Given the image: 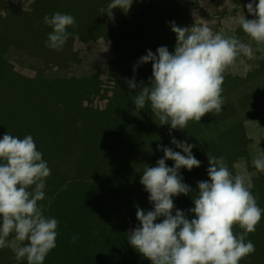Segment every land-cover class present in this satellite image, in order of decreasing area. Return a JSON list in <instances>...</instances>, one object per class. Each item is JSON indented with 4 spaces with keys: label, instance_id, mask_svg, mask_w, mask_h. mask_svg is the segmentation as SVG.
Wrapping results in <instances>:
<instances>
[{
    "label": "rangeland",
    "instance_id": "1",
    "mask_svg": "<svg viewBox=\"0 0 264 264\" xmlns=\"http://www.w3.org/2000/svg\"><path fill=\"white\" fill-rule=\"evenodd\" d=\"M158 1L134 0L131 8L125 12L119 8L109 9L110 0H40L39 3L38 0H0V43L6 44V50L2 47L5 51L4 59L11 70L19 75L28 79L36 77L37 68L42 67L40 57L37 53H29L16 42L22 37L31 38L39 44L46 42L52 30L47 31L48 26L35 17L34 23H31L29 14L21 16L20 12L31 11L37 4L36 13L42 16H51L55 12L72 15L76 21L75 27H81L79 32L89 39L86 41L77 37L72 44L69 43L68 48L77 52V62L67 68L55 67V76L61 79L87 77L104 69L109 61L116 58L117 50L123 52V49L127 57L122 64L119 61L114 66L126 74L127 71L132 72V69L134 72V68L138 72L139 58L146 55V51L142 52L136 45L148 37L161 36L169 23L168 8L165 3L161 7L162 1ZM187 1L191 4L187 13L191 28L206 24L213 34L234 36L241 42L249 43V37L240 28L236 17L245 15L248 19L254 18L247 11V5L252 0ZM108 26H116L115 33ZM109 33L113 34L111 37L116 41V46L111 38H106ZM251 47V58L241 55L224 69L223 74L247 78L242 82L224 76L222 110L205 114L200 122L190 121L184 130H170L168 125H161L147 103L148 115L145 119L110 117L118 107L117 103L134 105L133 97L129 93L126 99L122 96L125 92L123 87L111 90L102 84V78L99 77H96L98 83L94 79L72 90L60 87L48 91L40 87L33 90L27 88L18 103L13 104L14 91L12 87L7 91L5 72L0 69V138L6 133L19 138L31 135L51 171L60 166L61 158L65 159L62 161L65 165L69 163L61 171H67L68 168L72 170L75 165L82 171H108L121 187L120 201L114 203V208L121 211L123 206L131 207L136 213L138 207L145 212L152 210L149 194L140 183L142 173L147 166H157V161L163 158L161 146L181 151L171 143L174 137L194 145L193 155L200 161V167L191 171L181 169L183 181L192 192L187 196L173 197V214L179 209L189 219L193 218L188 210L195 206L193 199L198 195V182L209 179L208 155L222 157L233 175H241L250 180L257 205L264 209V172H258L252 164L259 150H264V44L252 42ZM135 56L137 61L132 59ZM150 65L145 64V67ZM52 107L50 118L43 119V112H49ZM106 113L111 114L106 117ZM28 114H33L30 119ZM242 120L246 122L245 125ZM244 133L251 139L248 148L244 143ZM237 155L241 158L234 163ZM166 165L172 167L174 162L167 160ZM70 173L67 171L66 175H62L57 188L63 185V181L69 180ZM47 187L42 202L46 217L45 201L50 197ZM135 213L127 212V220L131 221L135 217L134 224L138 227ZM233 231L237 233L241 230L234 226ZM255 237L264 245V216L256 230L247 237L254 246ZM259 254L255 251L242 260L245 264H258ZM16 262L10 249L0 250V264Z\"/></svg>",
    "mask_w": 264,
    "mask_h": 264
},
{
    "label": "clouds",
    "instance_id": "2",
    "mask_svg": "<svg viewBox=\"0 0 264 264\" xmlns=\"http://www.w3.org/2000/svg\"><path fill=\"white\" fill-rule=\"evenodd\" d=\"M133 2L110 0L108 8L128 11ZM247 11L253 19L243 15L236 20L249 43L213 34L206 24L188 29L172 22L177 39L174 52L161 46L155 54L148 50L138 61L139 65L151 63L152 77L149 86L143 81L139 84L133 99L136 110L147 103L153 116L170 130H184L190 121L200 122L205 114L219 113L224 69L241 55L251 58L252 42L264 44V0H252ZM43 22L52 29L46 47L57 51L69 39L68 29L76 25L72 15L61 12L45 15ZM127 83L131 90L138 88L135 77ZM171 143L181 151L161 146L163 158L142 173L140 183L149 194L152 210L137 208L139 226L128 234V243L151 264H240L255 252L247 237L264 216L251 191V181L233 175L222 157L208 155L209 179L198 182L195 206L188 210L193 218L179 209L173 214V197L192 192L181 169L199 168L200 161L193 155L194 145L174 137ZM167 160L174 165L167 166ZM252 164L264 172V150H259ZM50 174L31 135L19 138L6 133L0 138V250L10 249L17 264L24 259L27 264H44L56 247L59 222L46 217L40 203L45 200ZM234 226L241 231L234 233ZM76 240L73 236L72 243Z\"/></svg>",
    "mask_w": 264,
    "mask_h": 264
},
{
    "label": "trees",
    "instance_id": "3",
    "mask_svg": "<svg viewBox=\"0 0 264 264\" xmlns=\"http://www.w3.org/2000/svg\"><path fill=\"white\" fill-rule=\"evenodd\" d=\"M74 1V0H70ZM162 1V5L165 3L169 12V23L167 24L166 31L161 36H151L148 39H145L143 43L137 44L136 47H140V50L143 52L151 50L154 54L158 47L166 46L170 52H174L177 39L175 33L171 30V23L175 24L182 28L190 29V20H188V7L189 4L187 0H159ZM158 1V2H159ZM40 0H38V3ZM37 4H35L36 6ZM35 6L32 7L31 11L23 12L21 16L28 15L30 16V22L34 23L33 17L43 21L42 15L36 13ZM187 9V10H186ZM32 16V17H31ZM109 28L115 29L116 26H108ZM81 27H70L69 32L71 35L67 40L64 47L60 50H52L46 47V43H35V40L25 39L22 37L19 42H16L17 45H21L26 48L29 53H37L42 61V67H38V73L34 79L25 78L15 71L11 70L8 63L5 61L4 53L6 50V44L0 43V69L5 72V79H7L8 89L12 87L15 98L13 97V104H17L21 99L22 94L28 88L29 90L33 89H45V91L51 89H68L72 90L76 87H82L88 81H93L98 83L96 77L102 78V84H106L108 88H121L123 87L124 93L123 97L127 99L129 93L133 97L140 90L139 84L143 81L145 86H149V80L152 77V65L150 67H145L144 65L139 66V71L130 73L127 71V74L124 73L121 69H118L114 66L115 63L120 61V64L123 63L124 58L127 57L125 49L123 52H116V58L112 61H109L104 69L98 71L87 77L80 78H60L55 76L54 68H67L71 63H75L77 52L73 48H68L69 43L80 37L83 40L86 39L79 32ZM89 28V27H84ZM113 29H111L113 31ZM47 31L52 30L49 26L46 27ZM111 35L108 34L107 39L111 38ZM97 40L99 38H92ZM116 46V41L112 39ZM4 46V50L2 47ZM133 60H138L137 57H132ZM140 60V58H139ZM120 70V71H119ZM138 70V69H137ZM120 75L122 77H120ZM223 76L230 77L237 81H245L247 77L234 76L231 74H223ZM135 77V81L138 85V88L135 90L129 89L127 81H130ZM113 78H116L113 80ZM118 79V80H117ZM12 80V81H11ZM19 92V94L16 92ZM7 97V95H6ZM123 99V98H122ZM116 109L110 117L118 119H145L148 115V105L143 109L137 111L135 105L117 103ZM54 107V106H53ZM53 107L49 112H43V119L50 118V111L53 110ZM31 113V112H29ZM111 113H106L108 117ZM33 114H28V118ZM39 119V118H38ZM42 119V118H41ZM245 125V121L242 120ZM246 127V126H245ZM247 133V132H246ZM244 133L243 139L244 143L247 144V148L251 146V139L246 137ZM236 147H238L236 145ZM238 155L234 163L240 159ZM65 159H59L60 166L51 171L50 178H47V192L50 193V197L46 202V211L47 217L55 218L58 220L57 228V239L56 247L51 250V252L46 257L44 264H151V262L145 258L142 254L135 251V249L128 243V234L131 230H134L136 225L134 224V218L131 221H128L127 218L129 215L135 213L134 208H127L125 206L121 207V211L114 208L117 201L119 200V193L121 190L120 185L114 181V178L110 176V173L106 170L101 169L99 173H96L95 170H80L75 165L74 169H67L71 177L67 181H63V185L60 188V178L62 175H66L67 171L61 169L67 167L62 162ZM69 160V159H68ZM71 160V159H70ZM69 160V162H71ZM77 161V159H76ZM75 162V160L73 161ZM76 176H80L78 178ZM57 188V189H56ZM115 201V202H114ZM122 201V200H121ZM44 203V201H42ZM40 202V203H42ZM123 204V202H122ZM124 205V204H123ZM127 211V212H126ZM121 212V213H118ZM136 214V213H135ZM76 236L77 240L75 243H72V237ZM254 238L255 251L260 252L258 264H264V245L261 241ZM17 264V262L15 263ZM19 264H27V260L24 259L19 262ZM240 264H245L244 260L240 261Z\"/></svg>",
    "mask_w": 264,
    "mask_h": 264
}]
</instances>
